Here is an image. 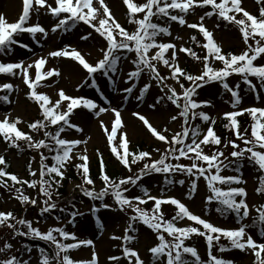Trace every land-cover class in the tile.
I'll use <instances>...</instances> for the list:
<instances>
[{"label": "snow or ice", "instance_id": "obj_1", "mask_svg": "<svg viewBox=\"0 0 264 264\" xmlns=\"http://www.w3.org/2000/svg\"><path fill=\"white\" fill-rule=\"evenodd\" d=\"M122 3L127 6L126 15L128 16V22L137 25L135 30L131 32L118 22L105 0H99V7L93 6V0H75V2L74 0H23L22 14L15 22H9L3 14H0V55L7 56L14 51V46L31 51L27 44L22 43L18 39L25 33L32 38H35L37 34L47 37L49 30L53 33L58 30L68 31L69 28L75 26L78 22L90 25L106 41L105 46L99 49L102 57L94 64L89 62L85 55H82L76 48H70L69 46L50 51L47 57L41 56L33 63H28L27 65H25L23 60L17 62L0 61V74H7L13 77L20 75L31 90L28 98L38 102L42 110L41 114L44 119L29 123L28 128L33 131L45 129V135L50 137L54 143L50 144L45 139L35 141L32 135L18 128V125L22 123L20 118L10 122L7 116L0 121V135L9 143L10 147L20 148V141H26L29 148L37 150L47 148L50 152L55 153L52 157L55 163L52 166L46 163L48 156L43 152L40 153L42 159L37 170H32L31 165H29L32 177H36L37 172H39L40 176L51 177V179H38L29 182L18 178L15 174L8 173L4 169H0V180H3V185L0 186H8L7 180H4L5 177L14 182V185L28 184L29 187H36L37 184L41 185L40 192L46 197L41 211V215H43L57 208V204L53 202L52 191L53 186L58 183L56 177L63 178V169L67 163L78 158L84 162L78 167L83 171L82 179L84 181L79 188L85 196L96 201H103L107 196L113 197L121 211H124L127 207L134 213L129 218L130 222L127 226V231H132L133 223L139 221L157 234L158 243L149 249L155 264H233L231 260H224L212 254L213 246L219 244L222 237L229 241V247L220 245L221 252L230 249L250 251L256 257L254 264H264V242L255 240L248 231L250 227H258L260 236L264 237V205L256 207V216L253 218L251 225L243 223L250 216V207L247 203L248 192L245 187L239 186L244 184L245 181L240 176L221 175L224 168L229 167L224 160L220 159L224 157V152L204 153L202 145L207 146L210 143L221 144V138L216 134L213 127H208L206 132H204L200 126L191 125V121L197 118L205 123L210 121L212 125L215 124V120L207 113L197 111V109H201L204 106H209L210 102L198 101L195 97L198 95V89L203 88L209 82L221 83L222 87L231 94L232 107L237 109L236 111L224 113L225 118L230 121L231 126H234L237 139L246 145V147L241 148V144L236 141H229L232 147L236 149L231 153V156L236 158V162L247 159L256 167L258 172L262 173L258 177L259 185L255 191L257 194H264V108L253 106L239 109L238 106L242 100L239 91L240 85L230 86L227 82L229 77L237 74L251 90L256 91L257 89V85L252 82L251 77L259 80L260 87L264 88V64L257 65L254 63L264 56V7L260 8L259 17H257L242 7V0H220V2H217V0H146L143 4H138L134 0H122ZM257 3H264V0H257ZM196 6H211L212 8V11L200 16L199 23H187L184 15L173 14V11L187 14ZM40 8H44L48 14L56 19V23L49 30H46L39 23L30 24L32 12L35 10L38 14ZM138 13H143V17L137 18ZM241 13L243 18L238 19L237 16ZM213 15L239 27L243 41L247 46L242 54L222 52L221 46L214 40L213 32L205 27L203 23L205 17H212ZM154 17L156 20L168 18L171 21L178 22L181 26L187 23V27L190 29L198 28L207 41L206 44H203V47L207 49V55L201 58L187 47H182L179 51L188 53L197 61L203 59V70L200 74L187 73L177 64L175 51L177 45L158 40V38L172 35L170 26H167V21H164L163 24L155 22ZM96 20H98V23H94ZM216 27H219V24ZM89 36L90 34L82 35L80 39L87 40ZM191 39L194 43L197 42L196 36H192ZM153 49H158V51L149 55ZM169 50H173L171 58H166ZM123 52L134 53V56L128 58L134 66V70H129L126 73L127 80L139 79L142 73L147 70L153 79L163 81L165 77L161 76L157 63L154 62L162 61L165 67L170 68L168 79H173L179 83L180 88L183 90L182 93H178L175 87L165 84L164 88L161 89V91H164L165 88L167 89L165 95L157 98L155 103L149 105V107L155 108L156 104H159L160 100L166 97L172 105L179 109L178 116L183 118L184 126L182 132H176L169 139L158 131L144 115L139 112H133L132 115L138 117L155 138L172 146L168 147L158 158L151 160L150 163H145L139 174L130 175L126 179H120L118 182L106 170L103 171L102 180L105 186L100 190H96L95 181L90 175V169L87 164L89 156L87 154L79 157L73 155L74 149L81 144H87V141L61 138V133L65 132L66 129L74 128L78 132H83V128L74 124L70 119L76 109L85 108L90 111H96L98 108L97 116L107 111H111L114 114V125L111 129L103 121L100 124L103 131L107 134L108 141L112 144V153L115 154L116 158L129 172L132 171V165L137 162L145 158L151 159V153L148 151H140L139 153L130 151L126 132L121 133V139L117 141V133L124 127L121 112L117 108L101 107L90 98L66 95L63 89L58 91L59 99L53 102L48 94L38 92L37 88L43 81L53 76H60V72L55 68L44 71L45 65L48 63V57H64L70 58L82 66L90 78L93 88L99 91L96 76L100 74L109 78L113 84V89L116 90L114 76L118 73V69L121 66V53ZM212 61L222 62L223 67L217 69L213 66ZM33 67L37 70L35 78L30 75V70ZM181 77L191 82V86L185 87V84L181 82ZM88 83L89 79L83 81L84 85ZM150 87L151 85L145 83L139 89V95L136 98L138 100L143 99L144 94ZM15 88L16 86L12 83L0 85V92H5V95L0 97V99L8 101L7 93L12 92ZM123 91L132 94L133 87H125ZM65 101L69 103L65 106L66 110L61 111V106ZM245 112L249 113L255 121L252 126L251 138H248L247 130L241 133L240 124L237 121V117ZM178 116L173 115L171 119L175 121ZM49 124L52 126L58 125L59 128L54 133L47 131ZM163 131L167 132L168 129L165 128ZM176 145L179 147H175ZM227 146L226 144L225 147ZM83 151L86 152V149ZM155 151L159 152L160 149H155ZM182 158L191 161V163H178ZM99 159L101 167L104 168L105 162L102 154ZM170 161H176L177 163ZM0 166L7 167V161L3 155H0ZM239 170V167H237L236 171ZM177 172H182L191 179L188 199H191L192 194L197 191V181L203 178L210 192V195L206 197V203H215L217 205L215 210L221 215L227 216L234 213L237 219L241 221L240 226L234 229L216 226L200 215L194 214L180 199L151 196L147 189H142L144 192L143 198L125 195L129 191L128 186H139V181L145 175L162 173L167 177ZM173 182H178L181 185L185 183L184 180L172 181L166 179V183ZM219 185H226L227 187H220ZM17 192L20 193L17 198L22 203L37 205L38 201L36 199H31L28 195L23 194L20 189H17ZM149 200L154 201V206L150 212L140 207V205L147 203ZM163 204L173 205L177 209L171 220L164 218V213L161 210ZM101 207L108 208L109 205L102 204ZM60 211H65V209H60ZM92 211L96 212L98 209L93 208ZM70 215L73 220H69V223H73L78 213L72 212ZM185 218L196 225L202 226L203 230L196 226H177L178 222ZM12 221L15 222L13 223ZM18 225L23 226L26 231H20L17 227ZM0 226H7L13 229L16 235L30 236L33 239L43 240L53 246L54 251L51 253L43 248L39 249L36 264H98V256L95 252H92L91 259L87 261L74 260L69 255L71 251L77 250L82 245H93V241L78 240L74 234L68 232L64 227H54L42 232L39 228L33 227L30 221L17 219L11 212H0ZM98 226L102 228V224H99V221ZM164 233H167V236L171 237V239H166ZM193 235L206 239L208 262L201 260L195 245L186 244V241L190 240ZM111 238L123 239L126 243H130L133 240V237L127 234L122 238L117 236ZM69 240L73 242H63ZM12 247L10 243H6L3 248H0V254L6 253ZM123 252L124 256L129 260V264H144L138 252L133 248L126 246ZM110 259L119 261L120 257L112 256ZM0 264H31V262L12 255L7 259L0 260Z\"/></svg>", "mask_w": 264, "mask_h": 264}, {"label": "rangeland", "instance_id": "obj_2", "mask_svg": "<svg viewBox=\"0 0 264 264\" xmlns=\"http://www.w3.org/2000/svg\"><path fill=\"white\" fill-rule=\"evenodd\" d=\"M134 2L143 4L146 2V0H134ZM105 3H107L111 8L118 22L123 27H126L128 24L126 15L127 6L122 3V0H105ZM93 6L99 7V0H93ZM242 7L251 14L259 17V6L255 0H242ZM10 8H13L12 12ZM198 8L200 7H193L187 14H181L178 13V11H176L175 14L184 15L187 23H198L200 21L198 17ZM22 10L23 0H0V14H3L9 22H15L18 20L19 16L22 14ZM143 15V13H138L137 17L142 18ZM237 18H243V14H239ZM153 19L155 22L161 24L164 23L162 20H156L155 17ZM35 23H39L45 27L46 30H49L50 27L56 23V19L48 14L44 8H40L38 14L35 10L32 12L30 24ZM94 23H98V20L94 21ZM187 23L181 26L178 22H170V25L167 26H170L172 35L158 38V40L161 42H170L177 45V48L175 49L176 62L185 71V68L187 65H189V63L187 64L185 61L186 53L179 51V49L182 47L189 48V40L192 31L187 27ZM203 23L205 27L213 32L214 40L221 46L223 53L233 51L234 54L239 55L246 50L247 46L243 41L239 27L234 23H231L227 28L224 27L221 22L216 19V17L204 20ZM217 24H219V27H216ZM88 34H90L89 39H80L82 35ZM177 37H179V39H177ZM18 39L22 43L27 44L31 51L20 48L19 46H15V53L9 57L0 55V61L17 62L23 60L25 65H27L28 63H33L41 56L47 57V54L50 51L61 49L64 46H69L70 48H76L81 52L82 55H85V58L89 62L94 64L99 58L102 57V53L99 51V49L106 44V41L101 36H99V34L96 33L90 25H86L83 22H78L75 26L69 28L68 31L58 30L57 32L53 33L49 30L47 37H43L42 34H37L35 38H32L29 34L25 33V35L18 37ZM156 51H158V49H153L149 55L154 54ZM172 51L173 50H169L168 54H166V58H171ZM132 56H134V53H121L122 63L118 69V73L114 76L116 90L113 89L111 80L100 74H97L96 76L99 91L96 88H93L91 86V80L82 66H80L78 62L64 57H48V63L46 64L44 71L55 68L60 72V76H53L48 80L43 81L37 88L38 92L48 94L52 98L53 102L59 99L58 91L63 89L66 95L72 97L90 98L101 107H106L109 109L113 107L117 108L121 112V119L124 125V127L121 128L117 133V141L121 139L120 134L126 132L129 139L130 151H135L137 153L140 151H148L151 153V159L145 158L144 160L137 162L136 164L132 165V171L129 172V170L124 167L122 163L116 158L115 154L112 153V144L108 141L107 134L103 131L100 124V122L103 121L104 124L107 125L109 129H111L114 125V114L111 111H107L97 116V112L99 110L98 108L96 111H90L85 108L76 109L70 119L74 124L83 128V132H78L74 128L66 129L65 132L61 133V138H67L69 140L81 139L87 141V144H81L76 149H74L73 155L79 157L80 155L87 154L89 156V161H87V164L90 169V175L95 181L94 186L96 190H100L105 186L102 180V172L100 173V176H98L99 169L97 168V163L100 164L99 157L101 154L103 155L105 162L104 169L110 168L112 171H115L116 174L118 173L116 175L118 177L114 176L116 177L115 180L118 182L120 179H126L130 175L134 176L139 174L145 163H150L151 160L158 158L168 147L172 146L167 144L165 141H160L155 138L143 124V122L140 121L138 117L132 115L133 112H139L144 115L158 131H160L169 139L176 132H182L183 130V118L178 116L179 109L172 105L171 102L166 99V97L161 99L160 103L156 104L155 108L149 107V105L155 103L157 98L163 97L165 95V91H167V89L165 88L164 91H161L165 84L175 87L178 93H182L183 90L180 88L179 83L173 79H168L170 76V68L165 67L162 61L154 62L157 63V68L161 76L165 77L163 81L153 79L147 70L142 73L139 79L127 80L126 73L129 70H134V66L128 59ZM189 56L194 63H190L192 65L190 73L193 75L200 74L203 70V59L197 61L191 55ZM254 63L257 65L264 64V56ZM212 64L217 69L223 67L222 62L219 61H212ZM17 72H19V70H17ZM36 72V68L33 67L30 70V75L35 78ZM85 79H89V83L86 85L83 84ZM180 79L181 82L185 84V87L191 86V82L185 80L183 77ZM250 79L253 83H255V85H257V90H261L259 87V80H257L255 77H251ZM227 82L230 84V86H235L236 84L240 85L239 91L242 100L238 106L239 109L253 106L264 108V96H261L260 100L257 101L256 95H253L252 97L250 93H247V85L243 83V80L239 75L233 74L228 78ZM5 83H12L16 86V88L13 90V95L8 99V105L0 104V121L4 120L6 116L9 118L10 122L16 118H20L22 123L18 125V128L27 134L34 135L33 131L29 129L26 124L28 125L33 119L37 118L38 114L41 115L42 110L40 109L38 102H36L34 99L28 98L31 90L28 88L27 84L24 82V79L20 75L13 77L1 74L0 85ZM145 83L151 85V87L144 94L143 99L138 100L136 97L139 95V89L142 88ZM125 87H133V93H125L123 91ZM223 90L224 88L219 82H209L203 88L198 89V95L195 97V99L198 101H208L210 102V105L204 106L201 109H197V111H204L215 120L214 125H212L209 121L202 126L201 129L204 132H206L208 127H213L215 131V125L218 121H220L221 118H223L224 113L237 110L234 109L231 104H226V100L222 99ZM227 93L229 94V92ZM68 103V101H65L62 104L60 110L65 111V106ZM245 114L249 113L245 112L244 115ZM173 115L178 116L177 120L173 121L171 119V116ZM41 119H44L43 116ZM253 120L254 119L251 118L247 123H245V129H240L241 133L247 130L248 138H251L252 130L250 132V127L253 125ZM50 127L52 128L55 126L51 125ZM165 128L168 129L167 132L163 131ZM229 141H236L237 143L241 144V148L246 147L242 141L237 139L235 133H233L226 135L224 140H221L220 145L210 143L207 146L202 145V149L205 154H212L213 152L219 151L224 152V157H221L220 159L224 160V162L228 165H231L232 161L229 157L236 149L232 147ZM226 144L228 145L227 147H225ZM140 147H142V149H140ZM175 147L179 146L176 145ZM84 149H86V152L83 151ZM155 149H160V151L157 152ZM0 155H3L5 159L7 158V160H9L7 167L10 169L11 174L17 175L18 178L22 180L29 181L31 178V176L29 178L27 172V170L29 171V168L25 167V165L28 163L27 159L25 157H19L18 154H16L9 147L8 143L3 140L1 135ZM129 159L131 161V157ZM170 162L177 163L176 161ZM81 163L84 162L78 158L70 161L63 169V178L58 176L56 177L58 183H56L52 188L54 198L61 196V192L64 188L63 183L68 187V193L72 197H78L77 203H75V205L88 198L79 188V186L84 182L82 179L83 171L78 167ZM178 163L190 164L191 161L182 158ZM52 165L54 164H49V166ZM1 167L4 170L7 169V167ZM34 167L35 170L39 168L38 164H35ZM94 170L97 172V174L94 173ZM221 175L240 176L245 181L244 184L239 186L245 187L248 192L247 203L250 207V216L245 219L244 222L245 224L250 225V220L256 215V207L264 205V194H257L255 191L259 185L258 177L261 176L262 173L258 172L254 167L247 165L241 174L233 173L227 167L224 168V170L221 172ZM168 178H171L170 180L172 181L184 180L185 183L183 185L179 184L178 182H173L171 184L166 183V179ZM35 179H51V177L43 178L40 176V173H38L36 177L31 178V181ZM4 180L11 181L8 177H5ZM197 184V191L192 194L191 199H188L187 197L189 194V188L191 186V179L186 174L177 172L173 174L172 177L170 175L166 177L165 174L162 173H152L150 175L143 176V178L139 181V186H128L129 191L126 192L125 195L129 197L140 196L143 198L144 192L142 189H147L151 196L158 198L175 197L180 199L181 202L186 204L190 211H192L194 214L200 215L204 219L209 220L216 226L225 229H234L239 227L240 225H236L233 220H224L222 215L216 212L215 209L217 205L215 203H206V197L210 195V192L206 187V182L204 179L200 178L197 181ZM13 185L14 183L12 182L8 183L7 187L0 186L1 212L8 213L9 210L13 209V207H17V212H14V216L17 219H26L30 221L33 227L39 228L42 232H46L48 229L54 227H64L68 232L74 234L78 240L93 241V245H82L77 250H74L71 255L74 260H90L92 252H95L98 256V264H129V260L124 256L123 252L124 247L129 246L138 252L140 258L144 261V264H154L151 261V253L149 252V249L158 243L157 234L139 221L133 223L132 231H127V226L130 222L129 218L134 215V213L130 208L127 207L124 211H121L119 206L115 203L113 197L107 196L103 201H100H106L105 204L109 205L108 208L99 206L97 208L98 211L96 212L91 211L89 208L88 210H90V212H87V215L83 216V218L76 219L73 223L67 222L66 224L60 223L59 225L57 222L41 223L36 222L34 218H32L33 213H30L28 217L26 213L24 214L27 208L39 209L44 206V200L46 197H44L40 192L41 185L37 184L36 187L31 188L28 186L29 190L27 192L21 191L23 194L28 195L31 199H36L38 201L36 206H33L30 203H22L21 200L17 198L20 194L17 192V189H19L18 184H15L14 186ZM219 186L225 188L227 187L226 185ZM150 203H152V205ZM153 204L154 201L149 200L147 203L140 205V207L150 212L154 206ZM161 210L164 213V218L166 220H171L176 214L172 211H167L162 207ZM37 211L38 210L36 209L34 214ZM23 215L24 217H22ZM91 215L93 217L96 216L98 218L97 221H94L91 218ZM98 221L99 224H102V228L98 226ZM12 222L14 223L15 221ZM190 222L192 221H189L185 218L184 220L179 221L177 226H190ZM20 229L24 231L23 226L20 227ZM248 231L255 240L264 242V237H260L252 227H250ZM126 234L133 237V240L130 243H126L123 239L117 240L111 238L113 236L122 238ZM6 235L7 238L11 237L8 236L9 234ZM164 235L166 239L170 240V237L167 236V233H164ZM222 239L227 240L223 237ZM7 240L8 239L0 241V248L4 247ZM71 242L73 241L69 240L66 243ZM186 244L195 245L199 256H205L208 258V246L204 237L193 235L190 240L186 241ZM16 250L17 249L15 248V250H9L10 252L7 251L6 253L0 254V260L7 259L12 255L17 256ZM212 254L224 260H231L233 261V264H253L256 261V257L250 251H241L238 249H230L229 251L225 252H221L219 249H217V252L212 251ZM38 255L39 253L36 250L30 252L28 255H26V257L20 259L28 260L31 262V264H36ZM112 256L120 257L119 261L111 260L110 257Z\"/></svg>", "mask_w": 264, "mask_h": 264}, {"label": "trees", "instance_id": "obj_3", "mask_svg": "<svg viewBox=\"0 0 264 264\" xmlns=\"http://www.w3.org/2000/svg\"><path fill=\"white\" fill-rule=\"evenodd\" d=\"M217 2H220V0H217ZM259 6H262L264 7V3H260ZM206 9H209L208 11H212V8L211 6H204ZM219 19H222V18H219ZM221 22H224L225 24L228 25V23L224 20H221ZM193 36H196L197 38V42L194 43L192 40H191V48L192 51H194L198 56H200L201 58H203L205 55H207V49L203 47V44H206L207 42L204 40V38L202 37V35L198 32H195ZM232 53V51H231ZM187 63H189V67L187 68V73H190L191 71V67L192 66L191 64H194L191 60V57L188 55L187 58ZM191 63V64H190ZM5 95V92H2V94H0V97L4 96ZM7 95L9 96L10 93H7ZM0 101H4L3 99H0ZM251 118H253L252 116H249V115H245L239 119H237V121L239 122L240 124V129H245V123H247ZM42 120V119H41ZM253 126V125H252ZM252 126L250 127V132H251V128ZM218 136L221 138V140H224L225 136L228 135V134H233L235 133L234 131V126H231L230 125V121L227 119V118H224L221 123L219 124L218 123ZM45 129H39L37 131H34L35 132V137H33L34 140H37L38 138L39 139H42V135L45 136V140L50 143V144H53L54 142L51 140L50 137H47L45 135ZM47 131H51V132H55L56 129H54L53 127L51 128L50 126L47 127ZM44 139V138H43ZM140 149H142V147H140ZM18 152H19V155H25L26 157L29 158V160L32 162V160L36 159L37 155H40L41 152H43L46 156H48V160L46 161V163L48 164H54L55 161L52 159V157L55 155L54 152H50L47 148H44V149H35V148H29L27 146V142L26 141H21L20 142V148H17ZM41 156V155H40ZM29 165L30 164H26L25 167L29 168ZM99 169V171L101 170V166L100 164L98 165L97 167ZM6 171L9 173V168L7 167ZM108 172V174L112 177V178H116L118 176H116V172L115 171H112L110 168L106 170ZM94 173L97 174V172H95L94 170ZM31 175H29L30 177ZM98 176H100L98 174ZM116 176V177H114ZM32 178V176H31ZM8 183H12L11 181H7ZM14 183V182H13ZM0 184H3V180H0ZM27 187V184H21L19 185V189L21 191H26V190H23L24 188ZM63 190L61 192V196L58 197V198H54L53 197V200L54 202L59 205V206H62L63 208H67V213L68 216L72 213V212H76V209L73 208V205L75 204L74 201H75V198L72 197L69 193H68V187L66 185L63 186ZM29 214L30 213H33V210H29L28 211ZM47 214V213H45ZM64 214L62 217L63 218H66L67 215ZM51 218V216L49 215H42V217H40L39 215V218H42L44 220H46V218ZM239 222V221H238ZM19 228L20 231H22L20 229V227L22 226H17ZM24 231H26V229L24 228ZM6 234H9L8 236H11L9 238H7V235ZM6 237V238H5ZM16 238H19L17 239L16 241L18 242H22L23 243V250L22 252H26V250H29V249H32V248H35L36 246L41 249H45L47 252L51 253L54 251L53 249V246L50 244V243H46V242H42V241H39V240H29L27 238H23V236H19V235H16L14 233V230L11 229V228H8L7 226H0V241H4L6 239H9L10 241L11 240H14ZM7 242V241H6ZM12 242V241H11ZM254 264V263H253Z\"/></svg>", "mask_w": 264, "mask_h": 264}, {"label": "bare ground", "instance_id": "obj_4", "mask_svg": "<svg viewBox=\"0 0 264 264\" xmlns=\"http://www.w3.org/2000/svg\"><path fill=\"white\" fill-rule=\"evenodd\" d=\"M11 9V12L13 11V8H10Z\"/></svg>", "mask_w": 264, "mask_h": 264}]
</instances>
